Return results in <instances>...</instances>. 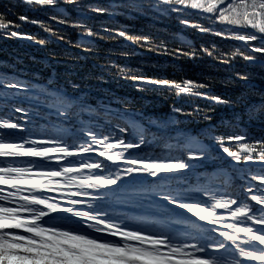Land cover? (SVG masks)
<instances>
[{
    "label": "trees",
    "instance_id": "1",
    "mask_svg": "<svg viewBox=\"0 0 264 264\" xmlns=\"http://www.w3.org/2000/svg\"><path fill=\"white\" fill-rule=\"evenodd\" d=\"M93 7L107 11H92ZM20 16L36 23L21 21ZM183 19L211 31L185 26ZM0 24L5 25L0 28V80L5 85L23 80L34 90L19 93L0 87V95L7 97L0 100V118L15 123L27 120L28 131H6L38 142L58 137L56 128L61 126L70 132L66 137L76 136L81 143L86 139L82 122L104 136L111 131L125 141L143 132L148 143L124 152L125 159L129 153L177 156L173 146L181 143L188 148V139L195 137L207 145L208 156L196 161V168L169 179L167 183L173 190H186L192 200L202 199L211 205L216 199L227 198L217 192L244 194L239 169L255 172L260 165L233 163L212 138L226 141L233 132L264 136V109L260 108L264 105V63L244 60L237 54V49L248 54L243 42L225 38L250 29L225 33V37L214 35L229 25L194 11H164L160 0H57L56 7L0 0ZM9 24L15 26L7 27ZM121 31L124 37L118 35ZM12 32L20 35L12 36ZM140 77L167 80L169 85L144 83ZM189 86L191 92H180V88ZM204 95L220 97L226 103L202 99ZM80 105L92 110L91 121L87 116L77 117ZM16 107L27 109V115L15 112ZM174 108L182 111L173 112ZM57 110L71 114L70 120L58 117ZM122 128L128 132H119ZM109 142L114 138L110 137ZM247 143L251 146L254 140ZM223 146L244 155L240 142ZM136 179L145 184L156 182V178L146 175ZM161 203L174 214L195 219L184 209ZM148 210V206L114 209L117 213L127 212L145 225L151 219L144 217ZM215 210L225 215L224 210Z\"/></svg>",
    "mask_w": 264,
    "mask_h": 264
},
{
    "label": "snow or ice",
    "instance_id": "2",
    "mask_svg": "<svg viewBox=\"0 0 264 264\" xmlns=\"http://www.w3.org/2000/svg\"><path fill=\"white\" fill-rule=\"evenodd\" d=\"M23 2L56 7L57 0ZM160 4L167 12L194 11L196 15L229 25L214 35L225 37V33L250 29L225 38L243 42L248 54L240 49L237 54L244 60L264 63V0H160ZM91 10L107 11L99 7ZM18 19L36 23L27 16ZM181 23L211 31L188 19ZM4 27L0 24V28ZM118 35L124 37L125 32ZM139 79L169 85L167 80ZM0 87L19 93L34 91L23 80L7 85L0 80ZM191 90V86L180 88L182 93ZM201 98L226 103L220 97ZM4 99L7 97L0 95V100ZM260 108L264 109V105ZM14 111L27 115V109L16 107ZM56 115L64 121L71 118V114L59 110ZM83 116L89 121L94 118L86 105H80L77 113L78 118ZM26 124L27 120L15 123L0 118V264H264V136L256 138L233 132L226 141L213 136L233 163H256L260 168L255 172L239 169L243 173L244 194L217 192L216 195L227 198L216 199L211 205L202 199L192 200L188 191H175L167 183L196 168V161L207 158L203 146L185 148L178 143L173 146L179 153L177 156L129 153L125 159L124 152L148 143L143 132L125 141L111 131L104 136L93 131L88 122H82L85 129L82 135L86 139L81 143L76 136L50 137L37 142L6 131L26 132ZM119 132L126 134L128 129ZM110 137L114 142H109ZM250 140H254L251 146L247 143ZM226 142H240L244 155L223 146ZM112 168L117 171L111 172ZM142 175L156 178V182L138 181L136 177ZM203 194L208 195L207 191ZM161 202L184 209L195 219L174 214L164 209ZM123 206L142 209L148 206L145 215L163 217V222L158 228H150L127 212L114 211ZM215 209L224 210L225 215H218Z\"/></svg>",
    "mask_w": 264,
    "mask_h": 264
},
{
    "label": "rangeland",
    "instance_id": "3",
    "mask_svg": "<svg viewBox=\"0 0 264 264\" xmlns=\"http://www.w3.org/2000/svg\"><path fill=\"white\" fill-rule=\"evenodd\" d=\"M69 133L70 132H69L68 129L63 128L61 126H59L58 128H56V134L58 136H64V137H66L67 136L66 134H69ZM188 140H189V145L190 146H192V145H199V146H203V147L207 148V145L203 141L197 140L195 137H191ZM144 217H147V215L144 214ZM161 222H162V218H160V217H151V219L148 220L146 226H148L150 228H158L159 225L161 224Z\"/></svg>",
    "mask_w": 264,
    "mask_h": 264
}]
</instances>
